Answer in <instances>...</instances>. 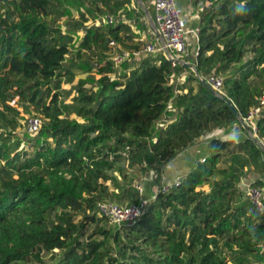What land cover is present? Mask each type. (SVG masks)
I'll return each instance as SVG.
<instances>
[{"label": "trees", "instance_id": "trees-1", "mask_svg": "<svg viewBox=\"0 0 264 264\" xmlns=\"http://www.w3.org/2000/svg\"><path fill=\"white\" fill-rule=\"evenodd\" d=\"M57 1L0 0L17 11L16 17L0 14V264H48L42 255L54 249L61 256L53 264H252L249 254L264 241V214L246 201L233 171L237 166L220 167L224 152L250 148L249 159L264 169V152L249 137L237 143L212 137L210 155L179 177L178 184L156 192L133 225L113 229L97 215L100 199L138 200L126 174L123 184H115L117 193L106 184L114 180L108 169L122 173L115 158L167 162L206 132L238 121L194 71L172 65L161 52L140 58L121 78H110L113 63L104 56L109 41L123 48L141 43L133 41L128 24L85 25L84 14L69 30L84 32L76 56L87 51L100 61V77L95 90L80 80L71 103H64L70 91H60L57 79L74 34L47 23ZM91 2L96 8L101 3V13L115 14L131 0ZM191 2L200 8L195 68L200 75L224 74V95L245 115L264 87V0ZM239 4L244 12L234 15ZM181 69L190 71L185 81L170 82ZM14 99L17 106L31 107L41 121L32 138L25 135L30 150H17L20 142L13 140L19 137L20 119L18 107L10 104ZM169 102L174 113L156 128ZM256 134L264 142V113L256 119ZM107 150L115 158L108 159ZM204 184L209 190L202 189ZM75 212H82L86 222L73 221ZM220 244L228 263L214 250Z\"/></svg>", "mask_w": 264, "mask_h": 264}, {"label": "rangeland", "instance_id": "rangeland-1", "mask_svg": "<svg viewBox=\"0 0 264 264\" xmlns=\"http://www.w3.org/2000/svg\"><path fill=\"white\" fill-rule=\"evenodd\" d=\"M91 1L92 0H59L55 2L56 5H54L52 12L48 16H46L45 19L47 23L50 24L51 27L59 28L61 33H67L68 31H70L69 28L73 27L72 26L73 21L80 19L81 14H84L85 17H87L88 19L85 22V25L97 26L95 23L98 22L101 24L102 23L101 17L106 16V15L111 16L113 19V22L112 23L104 22L103 25H113L119 21V17H118L119 15L117 13L115 14L110 13V12L101 13L98 10V8L101 7V3L98 2L99 7L96 8L93 2ZM0 14L2 15L3 18H5L6 16L16 17L17 11L9 3H3L0 5ZM150 15L152 17V11ZM70 33L74 34L73 35L74 40L69 44V52L66 55L65 60L62 64V69H61L62 75H60L59 78L57 79L59 83L60 91H68V90L70 91L69 94L64 97V103H71L73 99L72 97L76 95L77 86H78L77 83L80 80L86 79L87 82L85 83V87L95 90L96 79L100 77L99 68L101 67L100 61L96 60L95 57L91 56L87 51H83V53L76 56L77 55L76 53H78V44L80 42L82 35H84V32L83 31H78V32L70 31ZM152 37H153V34L149 33V39L153 40L152 42L155 43L156 40L152 39ZM111 52H112V49L111 48L109 49V45H108L106 49V54L104 55L107 57L108 60H110ZM173 53L177 54V52H173ZM88 65H91V68L93 67L95 69H91L90 67L88 68ZM65 68H67L68 71H65ZM112 69H113V72H115L116 78L122 77L123 74L119 73V68L112 67ZM209 73H206V74H209ZM88 76L92 77L93 80L90 81L89 79H87L86 77ZM219 76L224 78L225 75L221 73L219 74ZM172 78L174 79V77ZM122 82H123V79H122ZM255 83L257 84V82ZM174 84H176L175 81H174ZM262 87L263 86H261V88ZM10 104L15 107H18L20 111V119L18 121L16 130H15L19 137H13L14 141L18 140L20 142L17 150H20V149L30 150L31 149L29 145L30 142L27 141V138L25 137V135L32 138L34 134L30 135L26 131V119L27 117L31 116L35 112H33L32 108L29 107L28 105L17 106V103H15V99L12 100ZM70 117L76 118L78 121H82V118L78 117L75 113H71ZM3 122H4L3 110L0 104V127L3 124ZM1 130L2 129L0 128V131ZM107 151H108L107 152L108 159L115 158V154L113 152H110L109 150ZM114 161H115L116 168L117 167L122 168V173L112 171L111 169L107 170V173L111 175L114 180L113 182L107 181L106 184L109 185V189L111 191H114V193H117L115 184H119V185L123 184V179H122L123 174H126V180L128 183L131 182L133 186L136 185L137 183H140L143 186V189L145 187H149V188L151 187L153 190H155L161 187V185L163 184V182L161 181L162 167L160 168L158 166L160 164L158 163H154V164H148L145 162H135L134 163L128 158H126L125 155H122L121 158H115ZM100 181L102 180L100 179ZM206 185L207 187H209L208 184H204L203 187ZM204 189H207V188H204ZM104 200L116 201L118 203L127 202L126 200H117V199H114L113 197L103 198V199L98 200L97 202L104 201ZM246 201L249 202L248 198H246ZM97 215L100 216L98 213ZM259 216H260L259 214L258 215L255 214L256 219H259ZM73 221L78 222V223L86 222L85 215L82 212H75ZM106 222H107L108 227L117 228L116 225L111 224L108 220ZM93 226H94L93 224H90L89 226H87L86 234H89ZM214 248H215L214 249L215 252L220 257L224 258L226 263H228L227 249L223 247L221 244L215 246ZM42 256L44 257L45 261L48 264H53L61 256V252L57 249H54L53 252H44ZM249 257H250V263L252 264H264V241H261L259 244L256 245V250L250 253ZM30 264H36V262H31Z\"/></svg>", "mask_w": 264, "mask_h": 264}, {"label": "built area", "instance_id": "built-area-1", "mask_svg": "<svg viewBox=\"0 0 264 264\" xmlns=\"http://www.w3.org/2000/svg\"><path fill=\"white\" fill-rule=\"evenodd\" d=\"M153 15L152 20L155 25V29L158 33L156 42H147L140 45L137 48H123L119 43L114 40L109 41V45L112 49L110 59L114 68H119L124 62H128L131 68L135 67L140 58L150 54L158 52L172 62V65L181 64L183 56L187 55V47L189 44V35L193 34L197 38L198 27L189 28L183 17L182 10L176 4L175 0H152ZM102 25L104 22L112 23L111 16H102ZM97 21V20H96ZM97 26H101L100 23H95ZM167 50V51H165ZM173 52H177L174 54ZM110 78L115 77V72L108 75ZM173 77L171 74L170 78ZM198 79H205L207 83L218 93L224 94L223 79L221 76L211 72L206 75H197ZM168 111H173L175 108L171 102L167 105ZM264 113V87L261 89L257 103L250 106L245 115H241V118L245 123L250 126L254 134H256V119ZM167 120V113H164L162 118L155 123V127H164ZM41 126L40 118L34 115L27 117L26 119V131L32 135L38 132ZM153 141L155 138L153 137ZM205 158H202L203 162ZM179 183V177L176 178L172 184L161 185L156 192H166L173 184ZM137 193V202L132 203H118L116 201H99L96 204L97 213L106 218L111 224L121 226L133 225L141 213L147 208L150 202V198L144 196V189L140 183L134 185ZM246 196L257 213H264V180L262 184H248L246 187Z\"/></svg>", "mask_w": 264, "mask_h": 264}, {"label": "crops", "instance_id": "crops-1", "mask_svg": "<svg viewBox=\"0 0 264 264\" xmlns=\"http://www.w3.org/2000/svg\"><path fill=\"white\" fill-rule=\"evenodd\" d=\"M144 5L147 7L149 14L153 15V7L152 0H142ZM176 4L180 7L183 13V17L186 21V24L189 28H196L199 25V10L200 8H196L192 5L191 0H175ZM117 14L119 15V20L122 23H126L130 26L131 33H133V41L140 42V45H143L147 42H152L153 40L149 39V33L153 34L152 39L157 40L158 36L156 35V31L153 27V24L149 20L148 16L145 13H140L137 8V4L134 0H131L130 3L126 4L125 7L121 8ZM151 16V15H150ZM123 34L122 32L120 33ZM120 43V42H119ZM121 44V43H120ZM124 46L123 44H121ZM198 40L195 38L193 34L189 35V44L187 47V55L183 56V61L186 63H190L195 65L196 62V54H197ZM209 51L207 54H210ZM102 65V63H101ZM126 65V66H125ZM131 68L130 64L126 61L124 62L119 70V73H128ZM186 68L194 71L192 67L187 66ZM92 69H95L92 67ZM108 73V75L113 74ZM190 73L187 69H181L178 73L173 74V78H170V82H174L176 84H182L185 81V78ZM195 73V72H194ZM254 80V79H253ZM251 81V79H250ZM186 89H184V92ZM176 93H180V90H176ZM174 113L173 111L167 112V120L165 124L169 123L171 119V115ZM233 128L237 129L240 133L239 141H243L244 139L249 137L248 132L240 125L233 124L231 126L225 128H216L206 132L200 138H198L195 142H193L188 147L180 150L171 160L167 162L158 163L160 168L162 167V185L172 184L173 181L186 174L190 170H192L198 162H202V158H206L210 155L209 152V141L212 137H218L223 140H229L227 137L229 133L233 130ZM250 138V137H249ZM260 139V138H259ZM237 143V142H236ZM251 154V149H241V150H231L226 154L225 152L222 155V160L220 163V167L224 168L228 165H236L237 170H233L234 173L238 176V184L245 192L246 196V187L249 183H251L254 179L264 177V169L258 167L252 159H249V155ZM237 158H241L242 162H236ZM248 162H246V160ZM207 188V189H204ZM202 189L209 190V187L202 186ZM156 190H153L151 187L144 188V196L152 199ZM247 198V197H246ZM245 198V199H246Z\"/></svg>", "mask_w": 264, "mask_h": 264}, {"label": "water", "instance_id": "water-1", "mask_svg": "<svg viewBox=\"0 0 264 264\" xmlns=\"http://www.w3.org/2000/svg\"><path fill=\"white\" fill-rule=\"evenodd\" d=\"M137 4V6H139L142 11L148 16L149 20L151 21V23L153 24V27L155 29V25L153 23V20H152V17L150 16L149 12H148V9L147 7L144 5L143 1L142 0H134ZM156 31V29H155ZM156 35H158L157 31H156ZM167 51V50H165ZM174 60H177L179 61L181 64H184V65H187V66H190L193 68L194 72L196 75H199V72L198 70L195 68V65H192L190 63H186L185 61L183 60H178L176 58H174ZM200 83L205 87L207 88L210 92H212L213 94H216L218 96H220L231 108L232 112L234 113V115L236 116V119L237 121L240 123V125L248 132L249 134V137L256 143V145L264 152V142L259 139L257 137L256 134L253 133V131L251 130L250 126H248L245 121L241 118V115L240 113L238 112V110L236 109V107L234 106V104L232 103V101L230 100V98L224 94H220L218 92H216L209 83H207L205 81V79H199Z\"/></svg>", "mask_w": 264, "mask_h": 264}, {"label": "clouds", "instance_id": "clouds-1", "mask_svg": "<svg viewBox=\"0 0 264 264\" xmlns=\"http://www.w3.org/2000/svg\"><path fill=\"white\" fill-rule=\"evenodd\" d=\"M243 12H244V5L239 4L238 6L235 7L233 14L240 15V14H243ZM239 137H240L239 131L233 128V130L229 133L227 138L233 142H239Z\"/></svg>", "mask_w": 264, "mask_h": 264}]
</instances>
